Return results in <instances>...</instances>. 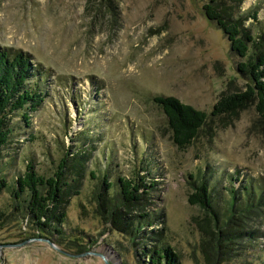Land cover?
Returning <instances> with one entry per match:
<instances>
[{"label":"rangeland","instance_id":"rangeland-1","mask_svg":"<svg viewBox=\"0 0 264 264\" xmlns=\"http://www.w3.org/2000/svg\"><path fill=\"white\" fill-rule=\"evenodd\" d=\"M208 2L0 0V46L30 54L38 70L27 83L42 94L28 122L19 111L10 117L0 163L7 181L0 264H105L103 256L109 264H151L147 256L159 245L179 264H214L215 227L188 200L201 178L220 223L233 212L231 190L238 193L229 228L248 231L222 247L217 264H264V123L253 102L210 116L221 94L245 90L248 79L236 68L246 57L231 52L206 18ZM225 6L264 45V0ZM155 95L209 115L186 147L174 143ZM65 154L69 185L55 210L65 215L39 233L29 193L15 195V181L28 162L38 175H52ZM118 177L140 183L143 194L115 217L132 224V236L106 211L103 219L96 201L104 178L112 182L104 199L117 196ZM80 244L85 251H77Z\"/></svg>","mask_w":264,"mask_h":264},{"label":"trees","instance_id":"trees-1","mask_svg":"<svg viewBox=\"0 0 264 264\" xmlns=\"http://www.w3.org/2000/svg\"><path fill=\"white\" fill-rule=\"evenodd\" d=\"M203 10L206 18L223 31L229 41L230 51L240 57H246L245 61L237 63L236 68L242 77L248 79L245 90L221 94L213 105L210 116L220 115L236 107L243 106L246 102H253L259 117L262 119L261 121L264 123V45L253 34L247 32L237 18L232 16L233 13L229 12V8L225 6V0H209L208 3L203 5ZM250 46L254 48L252 54H249ZM30 59L31 56L26 51L21 49L11 51L0 46V163L3 147L9 142L12 132L11 115L19 111L22 119L28 122L31 117L30 114L34 113L42 103L41 92L27 83L35 70H38L37 67L33 66L34 64ZM152 99L165 113L171 137L180 148H184L191 143L209 116L205 111L183 103L171 95H155ZM66 157L67 154L61 159L57 170L50 176L38 175L32 164L28 162L26 170L16 178L14 194L28 191L29 199L27 202L30 216L32 219L34 218L39 233L45 232L53 223L61 222L65 215L62 211L56 214L55 210L60 205L64 187L69 185L64 180ZM117 184L120 187L119 192L116 197L108 200L109 203L104 199V196L105 192L111 187L112 182L104 178L103 187L106 190L100 191L96 195V201H98L100 209L102 206L99 212L103 219H106L107 217L103 215L106 211L112 223L118 224V228L122 229L127 236H132V224L124 221V217L116 222L115 217L117 216L119 219L122 207H129V205L142 198L140 183L118 177ZM6 186L7 181L1 176L0 165V190ZM243 186L246 188L248 185ZM237 194L236 191L231 190L230 204L233 212L234 203L239 198ZM250 199L252 198L249 197L248 204L243 206L247 210L253 205ZM104 200L107 206H104ZM188 200L191 204L200 206L204 210V218L208 225L215 227L216 231L213 229L210 236L209 248L213 249V262L217 264L218 256L225 257L226 252L222 250V247L227 248V244L231 241L234 244L237 239L243 238L248 231L245 228L240 230L229 228L233 219V212L220 223L218 213L213 208L211 192L205 179L201 178L197 184H194L193 193L189 195ZM239 201L241 200L239 199ZM3 220L4 213L0 210V228L3 225ZM149 222L147 221V223ZM205 230V227H203L202 231ZM211 242L213 243L211 244ZM54 243L58 244L56 241ZM85 249L80 244L77 251L82 252ZM234 255L235 253H233ZM147 257L151 264H179L178 257L167 245L154 247L151 255L149 254Z\"/></svg>","mask_w":264,"mask_h":264},{"label":"water","instance_id":"water-1","mask_svg":"<svg viewBox=\"0 0 264 264\" xmlns=\"http://www.w3.org/2000/svg\"><path fill=\"white\" fill-rule=\"evenodd\" d=\"M49 244H51L52 246H55L54 244L51 243V241L49 239H45ZM84 254L88 253V252H83ZM83 253H80V255H83ZM105 261V264H109L108 261L106 260V258L103 256L102 257Z\"/></svg>","mask_w":264,"mask_h":264}]
</instances>
